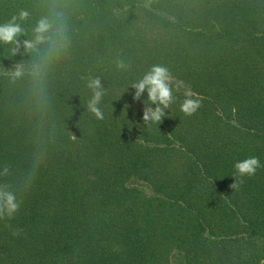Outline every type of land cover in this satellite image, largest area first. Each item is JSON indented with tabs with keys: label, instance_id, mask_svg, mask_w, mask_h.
Instances as JSON below:
<instances>
[{
	"label": "trees",
	"instance_id": "trees-1",
	"mask_svg": "<svg viewBox=\"0 0 264 264\" xmlns=\"http://www.w3.org/2000/svg\"><path fill=\"white\" fill-rule=\"evenodd\" d=\"M53 10L62 48L26 50ZM21 11L0 42V190L19 204L0 264H264V167L231 175L264 165V0H0V23ZM154 67L174 102L151 129L133 85Z\"/></svg>",
	"mask_w": 264,
	"mask_h": 264
},
{
	"label": "clouds",
	"instance_id": "clouds-1",
	"mask_svg": "<svg viewBox=\"0 0 264 264\" xmlns=\"http://www.w3.org/2000/svg\"><path fill=\"white\" fill-rule=\"evenodd\" d=\"M29 16L27 11H21L19 16H13L8 23H0V42L14 43L17 38L24 34L17 19L26 20ZM66 13L63 10H53L49 15L42 16L33 29L34 39L25 41L26 50L38 51L39 46L47 45L52 52L58 51L65 43V22ZM20 77L22 72L17 70L14 74ZM168 79L166 70L161 67H154L152 72L146 75L141 81L133 85L137 89L136 97L147 91L148 102L156 105L151 107L144 114V120L150 121V128L153 129L165 118V110L173 105L172 91L166 81ZM93 89H99V81H93L90 85ZM102 96L101 91H95L94 97L89 103V109L98 119H103V113L98 109ZM189 96H194L195 100ZM203 97L199 93L185 95V98L178 107L179 113L184 117H193L203 106ZM264 167L259 157L255 155H246L235 159L231 164V175L240 181L251 178L256 175L258 169ZM235 187V185H233ZM19 204L12 192L0 190V214L12 216L18 210Z\"/></svg>",
	"mask_w": 264,
	"mask_h": 264
}]
</instances>
